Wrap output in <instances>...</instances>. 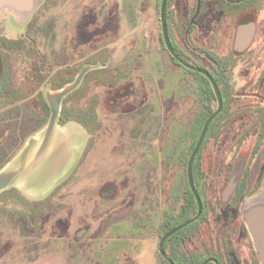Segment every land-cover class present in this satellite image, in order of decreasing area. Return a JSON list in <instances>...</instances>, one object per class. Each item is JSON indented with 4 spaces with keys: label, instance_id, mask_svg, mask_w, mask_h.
<instances>
[{
    "label": "rangeland",
    "instance_id": "rangeland-1",
    "mask_svg": "<svg viewBox=\"0 0 264 264\" xmlns=\"http://www.w3.org/2000/svg\"><path fill=\"white\" fill-rule=\"evenodd\" d=\"M160 3L40 0L23 28L0 13V177L13 176L0 264H166L158 243L186 221V165L217 102L165 49ZM165 14L171 46L222 99L192 168L202 212L175 246L202 263L230 233L253 263L227 204L247 166L244 210L264 209V0H167ZM85 68L40 156L48 98Z\"/></svg>",
    "mask_w": 264,
    "mask_h": 264
},
{
    "label": "water",
    "instance_id": "water-1",
    "mask_svg": "<svg viewBox=\"0 0 264 264\" xmlns=\"http://www.w3.org/2000/svg\"><path fill=\"white\" fill-rule=\"evenodd\" d=\"M5 1L9 6L10 5L12 6V4L17 3V0H5ZM166 1L167 0H161V5H160L161 31H162V36H163L164 45L166 47V50L171 55V57L177 63L182 65L184 68H186L190 71H194V72H197L199 74H202L204 77H206L207 80L209 81V83L211 84L212 88H213L215 98L217 101V109L205 121V123L201 129L199 138H198L197 142L195 143V145L192 149V152L188 158L187 167H186L187 182L189 185V189H190L192 195L194 196V199H195V202L197 205V212L193 218L186 220L185 222L181 223L180 225H178V226L174 227L173 229H171L170 231H168L160 239V241L158 243V254L163 259H165L168 262V264H174L170 259H168L165 256L163 246H164V243L166 242L167 239H169L171 236H173L177 232L185 229L186 227H188L189 225H191L192 223L197 221V219L201 215L202 204H201L199 196L197 195V192H196L194 185H193L192 173H191L192 165H193L194 159H195V157L199 151V148H200L201 144L203 143L204 137L207 133V130H208V127H209L211 121L221 111L222 100H221V96L219 94V91L217 89V86H216L214 80L212 79V77L209 75V73L205 70L195 68V67L185 63L173 51V49H172V47L168 41L167 31H166V23H165V16H164ZM11 9H13L16 12L15 8H11ZM86 70H87V68L83 69L72 84L64 87L58 93H56L55 95L48 98L50 116H49L48 124H47L46 130H45V133H44L43 141H42V144L40 147V151H39L40 156L46 151V149L49 145L51 136L53 134L55 121L58 117L60 104H61L63 97L66 96L69 92H71L74 88L77 87V85L79 84V82H80L83 74L86 72ZM12 181H13V176H11V175H5V176L0 177V192H2L5 188L10 186ZM254 198H255V196L253 197V199ZM251 201H250V203H251ZM244 202L245 201L243 200L242 203L240 204L239 211L243 213V216H244V219H245L246 225H247V230H248V233L250 234L254 249H255L258 257H259L260 264H264V209L262 210V208H260V207L252 208V207H250V203H248L247 208L245 207V210H244V205H245ZM209 261L210 260H207V261L203 262L202 264H207Z\"/></svg>",
    "mask_w": 264,
    "mask_h": 264
},
{
    "label": "flooded vegetation",
    "instance_id": "flooded-vegetation-1",
    "mask_svg": "<svg viewBox=\"0 0 264 264\" xmlns=\"http://www.w3.org/2000/svg\"><path fill=\"white\" fill-rule=\"evenodd\" d=\"M166 3H167V1H166ZM160 5H161V3H160ZM165 10H166V6H165ZM164 16H165V23H166V14H165V12H164ZM159 20H160V8H159ZM160 27H161V22H160ZM166 31H167V25H166ZM167 37H168V33H167ZM161 39H162V43L164 44V40H163V36H162V31H161ZM168 41H169V43H172L170 40H169V37H168ZM171 45V44H170ZM164 47H165V45H164ZM172 47V46H171ZM165 49H166V47H165ZM172 49H173V47H172ZM174 51V50H173ZM175 52V51H174ZM177 54V53H176ZM180 57V56H179ZM173 59V58H172ZM173 61H175L174 59H173ZM184 61V60H183ZM176 62V61H175ZM185 62V61H184ZM185 63H187V62H185ZM179 64V63H178ZM187 64H189V63H187ZM190 65V64H189ZM182 66V65H181ZM192 66V65H191ZM193 67H195V66H193ZM195 68H197V67H195ZM200 69V68H199ZM188 70V69H187ZM203 70V69H202ZM190 71V70H189ZM193 73H196L197 75H200L203 79H201V81H207L208 83H209V81L207 80V78L206 77H204L202 74H199V73H197V72H194V71H192ZM209 73V75L212 77V79L214 80V82H215V79H214V77H213V75L210 73V72H208ZM215 84H216V82H215ZM209 85L211 86V84L209 83ZM216 86H217V84H216ZM211 88H212V86H211ZM217 89H218V86H217ZM212 91H213V88H212ZM218 91H219V89H218ZM213 93H214V91H213ZM219 94H220V91H219ZM215 95V94H214ZM220 96H221V94H220ZM222 100V99H221ZM217 102V101H216ZM190 105H191V101L190 100H188V101H186L185 103H184V105H183V111L182 112H185V111H187L188 109H189V107H190ZM221 110H222V108H221ZM221 112V111H220ZM219 112V113H220ZM219 113L217 114V116L219 115ZM216 116V117H217ZM215 119V118H214ZM213 121V120H212ZM211 121V122H212ZM204 125V124H203ZM203 127V126H202ZM199 138V137H198ZM204 139H205V137H204ZM198 140V139H197ZM204 141V140H203ZM197 142V141H196ZM203 144V143H202ZM202 144H201V146H202ZM201 146H200V148H201ZM200 148H199V150H200ZM199 152V151H198ZM186 167H187V165H186ZM250 174H251V169L249 168V167H247L246 166V168L244 169V171H243V173L241 174V177H240V179H239V181H238V183H237V185H236V188H235V190L233 191V193H232V195H231V197H230V199H229V202H228V204H227V220L229 219V218H231V217H233L232 216V214H236L237 213V219H238V214H240L239 212V207H240V204H241V202L244 200V198L246 197V196H250V195H252V194H254V192L255 191H253L251 194H249V193H247V183H248V179H249V176H250ZM186 178H187V176H186ZM245 182V188H244V191H243V193L238 197V194H237V191H236V189L238 188V186L242 183V182ZM187 184H188V182H187ZM194 185V184H193ZM188 188H189V185H188ZM190 190V189H189ZM237 199V202L235 203V200ZM231 212V213H229V211ZM231 216V217H230ZM229 223V222H228ZM231 223V222H230ZM244 230V229H243ZM244 233H245V235H246V232H245V230H244ZM233 238H232V236L230 235V233L229 234H227V236L223 239V241L224 242H221V244L219 245V247L217 248V251H216V253H215V255H210V257L209 258H206V259H204V261H202V263L203 262H205V261H207V260H210L207 264H240V261L241 260H243V259H246L247 258V260L248 261H246L247 262V264H260L259 263V259L257 258L258 256H257V253H256V251H255V255H256V260L257 261H254L253 263H251V259L249 258L250 256H249V254H247L246 253V247L245 248H241V247H236L235 245H234V243H233V240H232ZM239 245V244H238ZM246 245V244H245ZM248 248V247H247ZM245 252V253H244ZM164 253H165V251H164ZM242 254H244L245 256H246V258H242ZM254 253L252 252L251 253V257L253 256L254 257V255H253ZM160 256V255H159ZM165 256L167 257V255H166V253H165ZM161 257V256H160ZM162 258V257H161ZM168 258V257H167ZM163 259V258H162ZM169 259V258H168ZM164 261H166L165 259H163ZM167 262V261H166ZM201 263V264H202ZM167 264H168V262H167Z\"/></svg>",
    "mask_w": 264,
    "mask_h": 264
},
{
    "label": "trees",
    "instance_id": "trees-1",
    "mask_svg": "<svg viewBox=\"0 0 264 264\" xmlns=\"http://www.w3.org/2000/svg\"><path fill=\"white\" fill-rule=\"evenodd\" d=\"M173 50L175 51V53H177L178 56H180L178 54V52L175 50V48H173ZM220 62V61H218ZM217 62V63H218ZM218 65L220 66V64L218 63ZM70 83L69 81L68 82H64L56 87H53V90H58V89H61L63 86H65L66 84ZM92 117L93 119H95V113L93 112L92 114ZM211 124V123H210ZM84 128L86 130H88V127L86 125H83ZM209 129V127H208ZM208 131V130H207ZM199 153V152H198ZM197 153V155H198ZM196 155V157H197ZM195 157V159H196ZM194 159V161H195ZM195 167V164L193 162V165H192V168ZM192 173V180H193V177H194V173L193 171H191ZM244 188H245V182L243 181L239 186L238 188L236 189L237 191V194H238V197L243 193L244 191ZM197 194H198V191L196 190ZM237 202V199L235 200V203ZM194 208H196L197 210V205H196V202H195V199H194V196L192 195L191 191L189 190V195L188 197L185 199L183 205L181 206V210H180V215L179 217H181L180 219H189L190 217H193V211H194ZM193 215V216H192ZM196 222V221H195ZM194 222V223H195ZM193 224V223H192ZM191 224V225H192ZM190 226V225H189ZM188 226V228H189ZM188 231L187 227L179 232H177L176 234H174L173 236H171L169 239L166 240V246H165V243H164V246H163V250L165 251V248H166V255L167 257L174 263V264H201L200 262L196 261V257L195 255H190L189 257H186V254H184L179 248H177V245L175 246V241L176 239L180 236V234H183L181 233L182 231ZM189 232V231H188ZM166 264L167 262L164 261Z\"/></svg>",
    "mask_w": 264,
    "mask_h": 264
},
{
    "label": "crops",
    "instance_id": "crops-1",
    "mask_svg": "<svg viewBox=\"0 0 264 264\" xmlns=\"http://www.w3.org/2000/svg\"><path fill=\"white\" fill-rule=\"evenodd\" d=\"M39 2L40 0H17L16 4L9 6L5 0H0V13L8 14L17 27L23 28L34 14ZM11 8H15L16 12Z\"/></svg>",
    "mask_w": 264,
    "mask_h": 264
}]
</instances>
